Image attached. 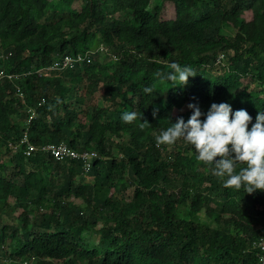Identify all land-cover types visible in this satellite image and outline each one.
I'll use <instances>...</instances> for the list:
<instances>
[{
    "label": "trees",
    "instance_id": "16d2710c",
    "mask_svg": "<svg viewBox=\"0 0 264 264\" xmlns=\"http://www.w3.org/2000/svg\"><path fill=\"white\" fill-rule=\"evenodd\" d=\"M101 45L90 64L36 74ZM172 62L196 72L187 86L157 76ZM2 71L22 76L0 78V264H257L264 192L225 188L191 145L155 137L189 104L228 103L253 123L264 112V0H0ZM26 129L37 146L99 158L85 174L81 161L11 155ZM87 231L99 241L83 244Z\"/></svg>",
    "mask_w": 264,
    "mask_h": 264
},
{
    "label": "clouds",
    "instance_id": "9594fccd",
    "mask_svg": "<svg viewBox=\"0 0 264 264\" xmlns=\"http://www.w3.org/2000/svg\"><path fill=\"white\" fill-rule=\"evenodd\" d=\"M108 52L107 48V52L96 55H108ZM84 64L90 63L81 65ZM168 67L170 72L165 75L157 73V76L170 82L171 87L183 88L188 85L190 77L197 75L192 67H182L176 62L170 63ZM65 70L54 71L50 76ZM144 91L151 94L154 89L145 87ZM188 108L193 110L188 120L179 117L171 126L162 130L155 137L156 145L173 146L183 140L194 148L196 160L209 166L210 174L222 181L225 188L236 191L243 189L248 195L264 192V112H258L253 123L246 110L233 113L231 105L224 102L212 103L206 115L198 105L189 104ZM202 116L205 118L201 119ZM138 118L142 120L143 116L136 112H124L121 116L124 123H132ZM146 126H149L147 121L140 124L141 128ZM240 165L243 167L238 168Z\"/></svg>",
    "mask_w": 264,
    "mask_h": 264
},
{
    "label": "built area",
    "instance_id": "2783aa9c",
    "mask_svg": "<svg viewBox=\"0 0 264 264\" xmlns=\"http://www.w3.org/2000/svg\"><path fill=\"white\" fill-rule=\"evenodd\" d=\"M99 49L107 52V48L103 45L97 49L90 50L85 54L79 55H64L60 61L54 63L51 66L38 70L36 74L39 77H48L54 71H60L65 69H75L78 65L83 63H91L93 57L99 53ZM117 58V56H114ZM22 75L16 73H5L2 71L0 73V78H8L9 80L15 82ZM17 93L20 97L24 98L25 94L20 86L17 87ZM29 119L26 122V127L31 123V120L36 117L37 113L34 109H29ZM8 149L12 155L23 154L26 158L32 157L36 152L46 153L52 156L55 160L71 159L76 161H81L83 164V171L88 174L92 167L93 161L99 158V153L97 151L90 150H79L71 147L66 142L62 141L60 143H48L42 146H37L34 144L30 138L29 130L26 129L22 137L17 142H9ZM255 248L258 249V262L257 264H264V238L257 240L254 244Z\"/></svg>",
    "mask_w": 264,
    "mask_h": 264
},
{
    "label": "rangeland",
    "instance_id": "374dc122",
    "mask_svg": "<svg viewBox=\"0 0 264 264\" xmlns=\"http://www.w3.org/2000/svg\"><path fill=\"white\" fill-rule=\"evenodd\" d=\"M117 17L118 18H120V19H124V18H126V15H124V14H117ZM104 50H102V49H99V52H103ZM101 56V57H100ZM99 58H103L102 57V55H96V59H99ZM84 85V84H83ZM256 89H261L259 86H254ZM252 88H253V86H252ZM113 138H115V137H113ZM115 140H119V139H117V138H115ZM175 145H183V143H180V141H178ZM6 151V150H5ZM4 151V152H5ZM4 159L5 160H8V156H5L4 157ZM84 176V175H83ZM84 178L85 179H83V180H80V181H82V182H84V183H86V182H88L89 180H91L92 179V177L90 176H84ZM75 201H76V199H75ZM9 202H11L12 204L15 202L14 201V198H11L10 200H9ZM78 204H81V201L79 200H77L76 201ZM22 212V210H18L16 213H15V216H18L20 213ZM8 223H10L9 221H8ZM98 242L99 241V236L93 231V232H91V231H87V232H85V234H84V238H83V244L84 243H86V244H89V243H91V242ZM7 248V247H6ZM8 249V248H7ZM8 251L6 250V249H2L1 251H0V259L1 260H5V257H6V253H7ZM3 261H1V263H2ZM27 261H25L24 262V264H27L26 263Z\"/></svg>",
    "mask_w": 264,
    "mask_h": 264
}]
</instances>
